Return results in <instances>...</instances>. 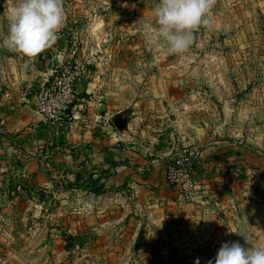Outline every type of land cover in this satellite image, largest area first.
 <instances>
[{"label": "rangeland", "instance_id": "1", "mask_svg": "<svg viewBox=\"0 0 264 264\" xmlns=\"http://www.w3.org/2000/svg\"><path fill=\"white\" fill-rule=\"evenodd\" d=\"M14 2L0 0V42ZM154 2L64 0L60 38L39 54L41 70L49 75L55 55L80 45L100 105L137 123L128 144L137 162H172L202 150L210 134L245 153L244 171L256 182L264 167V0H216L211 28L197 30L183 55L149 43ZM12 122L0 127V264H214L218 240L176 236L191 223L170 207L137 203V191L122 186L113 203L74 186L66 172L78 171L89 144H69L58 125L13 130ZM232 158L235 169L240 160ZM192 247L204 252L188 253Z\"/></svg>", "mask_w": 264, "mask_h": 264}, {"label": "crops", "instance_id": "2", "mask_svg": "<svg viewBox=\"0 0 264 264\" xmlns=\"http://www.w3.org/2000/svg\"><path fill=\"white\" fill-rule=\"evenodd\" d=\"M50 49H53V46L47 50ZM39 59V55L27 58L0 47V127L7 126L12 119L14 122L10 127L13 130L35 126L36 123L44 124L37 111V105L44 93L46 79L51 73L47 75L41 70ZM94 86L88 82L85 87L91 95L89 99L93 120L94 116L100 113L111 119L110 124L99 128L93 122L91 130L67 131L66 136L69 144L90 145L91 149L81 155L83 164L77 168L78 171L69 167L66 173H72L75 179L77 174L81 175L82 181L91 178L101 180L105 185V193L102 195L91 193V197L100 201L110 198L113 203L119 198L113 193L116 187L122 186L124 189L137 191L138 197H133L138 200L137 203H144L151 208L168 206L177 221L191 223L190 229L182 226L183 229L176 230L174 232L176 236L190 233L193 239L218 240V247L210 251L216 255L220 245L226 242H239L245 247L264 248V167H256L254 171L256 176L253 177L254 180L256 178V182L251 183L247 178L248 173L244 171L247 169L243 164L245 153L239 149V152L233 154L232 145L209 134L208 145L201 146L202 150L198 149L201 158L197 165V180L202 190L195 201H188L166 181L169 160L137 162V158L132 157L133 153L129 151L128 144L135 140L133 130L135 132L137 129V123L128 117L126 131H116L113 119L121 112L111 115L104 105H100L101 99L98 97L99 93H95ZM127 114L126 111L125 117ZM196 142L197 139H192L191 144ZM179 144L175 140L174 147ZM150 156L153 157L154 154ZM233 156L239 157L240 160L239 167L235 169ZM260 161H264V158ZM69 180L73 181L70 178ZM252 184L257 187L254 191L255 197L248 192ZM88 199L91 200L90 197ZM158 222L163 226L162 223H167L168 220L161 218ZM187 252L201 253L204 250L192 247L191 251Z\"/></svg>", "mask_w": 264, "mask_h": 264}, {"label": "clouds", "instance_id": "3", "mask_svg": "<svg viewBox=\"0 0 264 264\" xmlns=\"http://www.w3.org/2000/svg\"><path fill=\"white\" fill-rule=\"evenodd\" d=\"M215 4L216 0H155L154 24L145 26L151 33L149 43H163L170 55L185 54L193 44L194 33L201 27L211 28ZM65 18L64 0H15L8 9V31L0 47L35 58L55 45ZM214 264H264V248L226 242Z\"/></svg>", "mask_w": 264, "mask_h": 264}, {"label": "built area", "instance_id": "4", "mask_svg": "<svg viewBox=\"0 0 264 264\" xmlns=\"http://www.w3.org/2000/svg\"><path fill=\"white\" fill-rule=\"evenodd\" d=\"M85 48L75 44L70 50L53 57L56 70L46 80L44 93L37 105V111L46 125L62 127L68 132L88 131L95 122L99 128L107 127L111 119L91 114V98L85 89L90 79V62L85 57ZM201 158L199 151L169 162L166 168L168 183L184 195L186 200L195 201L201 192L197 180V165Z\"/></svg>", "mask_w": 264, "mask_h": 264}, {"label": "trees", "instance_id": "5", "mask_svg": "<svg viewBox=\"0 0 264 264\" xmlns=\"http://www.w3.org/2000/svg\"><path fill=\"white\" fill-rule=\"evenodd\" d=\"M74 186L78 189L89 191L95 195H102L105 193V185L101 183V180H94L91 178L88 181H82L81 175L76 176Z\"/></svg>", "mask_w": 264, "mask_h": 264}, {"label": "water", "instance_id": "6", "mask_svg": "<svg viewBox=\"0 0 264 264\" xmlns=\"http://www.w3.org/2000/svg\"><path fill=\"white\" fill-rule=\"evenodd\" d=\"M125 116L126 112H121L113 119V124L119 132H124L127 129L128 119Z\"/></svg>", "mask_w": 264, "mask_h": 264}]
</instances>
